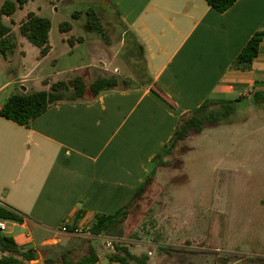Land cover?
Returning a JSON list of instances; mask_svg holds the SVG:
<instances>
[{
	"label": "crops",
	"instance_id": "obj_1",
	"mask_svg": "<svg viewBox=\"0 0 264 264\" xmlns=\"http://www.w3.org/2000/svg\"><path fill=\"white\" fill-rule=\"evenodd\" d=\"M104 1L115 9L123 35L138 49L149 80L95 99L59 102L29 128L0 115V203L24 215L21 223L1 221L2 233L37 256L21 264H58L65 252H72L77 260L90 245L99 257L96 264H120L111 260L116 251L110 237L88 235L95 216L114 214L128 203L148 177L152 160L170 142L183 113L209 99L237 100L264 93V0H239L224 13L205 0ZM11 29V34L16 33ZM51 32L52 26L50 52L42 57L37 48V64L30 74L19 81H0V111L10 96L31 92L26 86L14 89V83H40L50 89L51 76L31 80L29 76L52 56ZM256 34L261 41L252 67L234 69ZM65 35L57 43L66 49L72 39ZM13 38L16 50L7 57L0 52V80L12 55L24 45ZM21 54L28 56L25 51ZM116 60L112 54L110 61L115 65ZM117 68L110 76H118ZM153 84L166 92L176 108L151 90ZM64 224L83 234L62 233ZM143 243L128 248L152 264L153 250L149 247L145 253Z\"/></svg>",
	"mask_w": 264,
	"mask_h": 264
},
{
	"label": "rangeland",
	"instance_id": "obj_2",
	"mask_svg": "<svg viewBox=\"0 0 264 264\" xmlns=\"http://www.w3.org/2000/svg\"><path fill=\"white\" fill-rule=\"evenodd\" d=\"M7 1L17 2L0 0V12ZM90 9L100 32L88 23ZM29 13L50 18L55 45L29 80L45 74L52 84L77 76L91 83L118 67L117 78L127 79L128 86L148 82L138 49L104 0H28L4 21L24 45L12 55L0 81H19L37 64V47L18 28ZM66 22L71 31L61 29ZM63 33L72 39L66 49L57 43ZM112 54L117 66L110 61ZM23 86L31 92L46 90L40 83H14L13 88ZM252 98L242 96L234 116L191 135L161 160L153 191L125 223L133 230L128 244L144 242L145 253L153 250L152 264H218L219 258L229 264H264V105L253 104Z\"/></svg>",
	"mask_w": 264,
	"mask_h": 264
},
{
	"label": "trees",
	"instance_id": "obj_3",
	"mask_svg": "<svg viewBox=\"0 0 264 264\" xmlns=\"http://www.w3.org/2000/svg\"><path fill=\"white\" fill-rule=\"evenodd\" d=\"M28 0L7 1L0 12V52L4 57L13 53L17 44L11 34L12 29L7 25L3 17L12 16L17 9L23 8ZM239 0H205V2L219 13H224L233 7ZM79 13H75L77 17ZM89 25L92 29L100 32L99 19L94 11H87ZM51 20L44 16L29 13L25 21L19 27L22 37L33 46L40 49V55L46 56L50 52V30ZM72 25L68 22L61 25V29L69 31ZM260 34L254 35L243 48L236 59L233 68L247 70L252 67L254 59L259 53ZM82 40V38H80ZM128 86L127 80L120 81L117 76L98 77L92 83H87L82 77L77 76L70 81H59L50 86L49 90L37 92H22L9 97L3 105L0 115L18 125L29 128L31 123L42 116L53 105L65 101L66 95L71 97L70 101L95 99L104 92L118 90ZM151 90L171 107L176 108L175 103L166 92L157 84H153ZM253 104L264 105V93H256L252 98ZM240 99L237 100H215L209 99L197 109L183 113L178 121L177 129L170 142L163 151L157 155L151 163V169L146 180L140 185L132 198L126 205L111 215L97 214L94 223L87 230L91 237H110L114 241L116 253L111 257L112 261L120 264H147L148 257H137L133 255L128 242L132 239V229L125 226L135 208H140V203L147 199L153 191L156 180V170L163 158L170 155L172 151L191 135L202 133L206 128H211L235 115ZM133 210V211H132ZM0 221L24 222V215L18 211L0 203ZM131 233V234H130ZM0 264H21L24 261L36 260L37 256L32 251H23L18 247L13 238L4 235L0 230ZM72 252H65L58 264H96L99 260L95 248L90 245L88 253L74 260ZM54 261H46L53 264Z\"/></svg>",
	"mask_w": 264,
	"mask_h": 264
},
{
	"label": "built area",
	"instance_id": "obj_4",
	"mask_svg": "<svg viewBox=\"0 0 264 264\" xmlns=\"http://www.w3.org/2000/svg\"><path fill=\"white\" fill-rule=\"evenodd\" d=\"M61 232L65 233V234H72V235H79L82 233V230H80L79 228H75V229H70L67 225H62L61 226ZM0 230L4 231L5 230V224L3 222L0 221ZM108 246L111 247L112 246V242L110 241L108 243Z\"/></svg>",
	"mask_w": 264,
	"mask_h": 264
},
{
	"label": "water",
	"instance_id": "obj_5",
	"mask_svg": "<svg viewBox=\"0 0 264 264\" xmlns=\"http://www.w3.org/2000/svg\"><path fill=\"white\" fill-rule=\"evenodd\" d=\"M24 90H26V89L24 88ZM32 262H36V261H32ZM217 263H218V264H229V261H228L227 259L219 258V259L217 260Z\"/></svg>",
	"mask_w": 264,
	"mask_h": 264
}]
</instances>
